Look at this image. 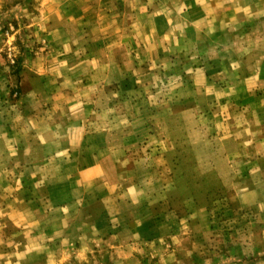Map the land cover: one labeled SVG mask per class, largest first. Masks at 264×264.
Returning <instances> with one entry per match:
<instances>
[{
    "label": "crops",
    "instance_id": "crops-1",
    "mask_svg": "<svg viewBox=\"0 0 264 264\" xmlns=\"http://www.w3.org/2000/svg\"><path fill=\"white\" fill-rule=\"evenodd\" d=\"M62 1L42 10L41 17L51 18L52 33L81 34L65 40L74 53L102 51L89 55L86 64L94 65L92 82L104 86L138 82L130 77L139 66L132 52L148 45L159 50L166 42L169 49H177L194 33L237 35L239 29L254 43L264 37V0H72L67 10ZM68 19L74 29L68 30ZM255 28L257 36L250 39ZM143 35H149L148 41ZM232 38L231 47H236ZM258 44L263 51L248 62V74L239 77L231 70L235 88L222 96L244 91L264 96V40ZM57 62L54 66L65 64ZM29 90H22L24 101L31 102L23 107L34 121L11 124L0 117V242L6 246L0 264H30L32 258L47 264L48 258H65L68 250L76 264H146L144 259L156 256L155 264L195 260L193 251L207 238L206 222L199 217L205 207L190 193L176 196L185 191L179 179L164 175L166 167L160 169L157 159L148 162L145 153L113 146L112 125L95 120V107L79 102L73 89L59 93L63 106L52 108L53 120L43 106L49 90ZM246 126L253 139L244 144L263 147L264 152V135L254 138V127ZM149 140L151 146L164 142V150L176 157L180 144L175 140ZM255 191L243 187L247 195ZM90 257L95 260L86 261Z\"/></svg>",
    "mask_w": 264,
    "mask_h": 264
},
{
    "label": "rangeland",
    "instance_id": "rangeland-1",
    "mask_svg": "<svg viewBox=\"0 0 264 264\" xmlns=\"http://www.w3.org/2000/svg\"><path fill=\"white\" fill-rule=\"evenodd\" d=\"M71 2L60 3L67 10ZM55 3L56 0L50 3L0 0V117L3 123L34 121L33 115L24 112L23 106L31 102L24 101L23 89L49 90L44 95L43 106L49 109L45 116L50 120L55 118L52 108L63 106L59 93L73 89L79 102H90L95 107V120L112 125L113 146L133 154L145 153L148 162L151 158L157 159L160 169L166 167L161 170L164 175L169 172L184 185L185 191L182 189L176 196L181 198L182 194L190 193L194 202L205 207L199 217L207 225L206 242L193 251L196 258L191 262L194 263L185 261V264H264V175L260 174L264 170V152L263 147L248 148L244 144L253 139L246 123L254 127V138L264 135V96L261 91L222 96L225 90H234L235 83L230 80L233 74L239 77L248 74L247 64L263 51L258 43L264 37L254 43L247 39L246 30L243 33L239 29L237 35L194 33L190 42L177 49H169L166 42L159 45V50L148 45L132 52L139 58V66H136L138 72L131 73L130 77L138 82L104 86L92 82L94 65L86 64L89 55L102 51L85 48L74 53L65 40L71 37L76 40L81 34L49 31L52 20L41 17V12L51 10ZM64 22L68 30L74 29L70 19ZM188 31L185 27L182 33ZM254 31L249 32L250 39L257 36L256 28ZM146 36L149 35L142 36L145 42ZM164 37L167 41L168 37ZM231 38L236 47H231ZM59 59L65 61L63 67L54 66ZM55 75L58 76L54 78ZM151 138L155 141L170 138L180 144L175 146V160L164 150V142L151 146ZM128 139L138 142H128ZM183 141L187 145L182 147ZM243 187H254L257 191L247 195ZM5 231L6 228L4 236ZM5 248L0 242V252ZM68 251L63 252V259L48 258L47 264H76ZM157 259L158 256L143 262L155 264ZM30 264H38V260L32 258Z\"/></svg>",
    "mask_w": 264,
    "mask_h": 264
}]
</instances>
